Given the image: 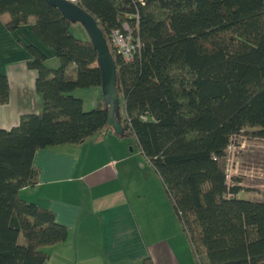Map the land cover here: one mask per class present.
Masks as SVG:
<instances>
[{
	"label": "trees",
	"instance_id": "obj_1",
	"mask_svg": "<svg viewBox=\"0 0 264 264\" xmlns=\"http://www.w3.org/2000/svg\"><path fill=\"white\" fill-rule=\"evenodd\" d=\"M105 38L114 65L115 103L83 111L76 89L103 76L91 40L44 0H0L6 30L29 25L57 60L45 65L25 46L42 108L0 130V264H45V248L66 240L53 213L18 196L38 176L43 148L79 145L111 132L131 137L153 170L188 239L196 264H264V202L242 200L226 180L231 140L251 131L264 140V0H77ZM127 25L129 61L109 34ZM87 34V33H86ZM72 73L74 76H69ZM8 81L0 74V104ZM111 111L122 135L108 122ZM141 264H152L144 257Z\"/></svg>",
	"mask_w": 264,
	"mask_h": 264
},
{
	"label": "crops",
	"instance_id": "obj_2",
	"mask_svg": "<svg viewBox=\"0 0 264 264\" xmlns=\"http://www.w3.org/2000/svg\"><path fill=\"white\" fill-rule=\"evenodd\" d=\"M8 21L7 15H0V74L9 90L6 103L0 104L3 131L42 108L35 73L25 65V46L43 53L46 66H58L54 53L34 37L29 25L10 32L5 28ZM127 145L108 131L76 146H52L34 154L35 184L19 190L18 196L50 210L68 232L65 241L45 248V264H141L144 257L152 264H184L177 257L184 246L181 228L160 192L162 185L158 187L153 173L137 162Z\"/></svg>",
	"mask_w": 264,
	"mask_h": 264
},
{
	"label": "rangeland",
	"instance_id": "obj_3",
	"mask_svg": "<svg viewBox=\"0 0 264 264\" xmlns=\"http://www.w3.org/2000/svg\"><path fill=\"white\" fill-rule=\"evenodd\" d=\"M70 32L76 39L84 41V39L88 38L84 28L80 25L71 26ZM48 66L52 68L55 67L50 64V62ZM97 94L98 97H100L99 88H86L76 89L72 95L82 100V110L87 111L98 104V97L96 98ZM245 132L246 133L233 138L226 150V174L230 177L228 184L238 185L240 189H242L241 192L237 194L239 199L264 202V140L258 137H252L250 135L251 131L246 130ZM113 135L118 138L115 134ZM120 140L130 145H127V151L132 149L130 154L133 156L137 155V162L139 161L144 168L149 169V171L153 173V180L157 182L158 187H161V183L153 170L144 164L133 139L131 137H124L120 138ZM160 192L165 195L163 191L160 190ZM180 228L181 232L179 230V235L180 239L184 242V246L181 251L177 252V257L184 264H196L190 243L188 239H186L182 227Z\"/></svg>",
	"mask_w": 264,
	"mask_h": 264
},
{
	"label": "water",
	"instance_id": "obj_4",
	"mask_svg": "<svg viewBox=\"0 0 264 264\" xmlns=\"http://www.w3.org/2000/svg\"><path fill=\"white\" fill-rule=\"evenodd\" d=\"M44 2L68 16L71 22L77 23L84 28L91 40L94 50H96V61L99 64V69L103 76L100 91L101 98H103V106L105 108H111L115 103V116L118 115V110L116 108L117 98L115 86L113 85L115 80L114 65L109 50H107L106 47L105 38L102 37L99 27L96 26L95 22L89 15L75 4L67 3L63 0H44ZM111 111L112 110L109 112L108 122L118 134L122 135L121 129L117 126L115 120L111 118Z\"/></svg>",
	"mask_w": 264,
	"mask_h": 264
},
{
	"label": "built area",
	"instance_id": "obj_5",
	"mask_svg": "<svg viewBox=\"0 0 264 264\" xmlns=\"http://www.w3.org/2000/svg\"><path fill=\"white\" fill-rule=\"evenodd\" d=\"M67 3H72L77 5V0H63ZM113 48L117 50L118 54L123 57L124 61H129L132 55V52L135 48L138 47V42L132 44L130 32L127 25H123V31H111L109 34ZM227 183H229L230 177L226 174Z\"/></svg>",
	"mask_w": 264,
	"mask_h": 264
}]
</instances>
